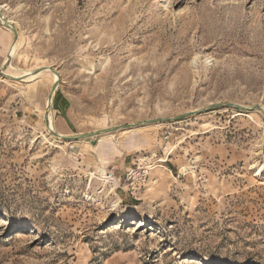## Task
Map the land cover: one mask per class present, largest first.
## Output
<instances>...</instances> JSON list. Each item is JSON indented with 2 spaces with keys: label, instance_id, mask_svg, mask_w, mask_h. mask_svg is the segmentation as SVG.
<instances>
[{
  "label": "rangeland",
  "instance_id": "obj_1",
  "mask_svg": "<svg viewBox=\"0 0 264 264\" xmlns=\"http://www.w3.org/2000/svg\"><path fill=\"white\" fill-rule=\"evenodd\" d=\"M0 4V264H264V0Z\"/></svg>",
  "mask_w": 264,
  "mask_h": 264
},
{
  "label": "water",
  "instance_id": "obj_2",
  "mask_svg": "<svg viewBox=\"0 0 264 264\" xmlns=\"http://www.w3.org/2000/svg\"><path fill=\"white\" fill-rule=\"evenodd\" d=\"M0 19L3 20V18H1V11H0ZM12 30L14 31L15 40H17V38H18V30H17L16 27H13ZM55 73L58 74V76H59V71L58 70H55ZM58 85H59V83L56 82L52 86V92H51L50 100H52L53 95L55 94L56 90L58 89ZM222 106L236 107V108H239V109H245L246 108L245 106H243L241 104H237V103H233V102H218V103H214V104H211L209 106H206V107H204V108H202L200 110H193V111H190V112H186V113L180 114V115L176 116L175 118L182 119V118L191 116V115L199 113V112L210 111V110H213L214 108L222 107ZM252 108L255 109V110H260V111H262L264 113V107H262L260 105H254ZM48 115H49V112L47 110L46 111V118H48ZM165 119H167V118L150 119V120L138 122L136 124H128V125L114 126V127H110V128H103V129L96 130V131H93V132L76 134V135H73V136H65L63 138L69 139V140L84 139V138H89V137L97 136V135L108 133V132H114L116 130H122V129L128 128V127L130 128L132 126H137V125H141V124L153 123V122H162ZM262 148H263V151H264V144H263Z\"/></svg>",
  "mask_w": 264,
  "mask_h": 264
},
{
  "label": "bare ground",
  "instance_id": "obj_3",
  "mask_svg": "<svg viewBox=\"0 0 264 264\" xmlns=\"http://www.w3.org/2000/svg\"><path fill=\"white\" fill-rule=\"evenodd\" d=\"M2 7H4V5H1L0 4V11L2 10ZM4 9V8H3ZM1 18H3V14H2V11H1ZM11 21V20H10ZM10 21H8V20H6L5 18H3V21H2V23L3 24H5L8 28H10L11 30L13 29V27H14V25L12 24V23H10ZM13 31V30H12ZM16 40H14V42H15ZM13 48V47H12ZM11 53V52H10ZM8 54V58H12V56H11V54H9V53H7ZM7 58V57H6ZM9 62H10V60H9ZM27 70V69H26ZM55 70H57L56 68L54 69V68H51V67H49V66H40V67H37L36 69H34V70H30L29 72H27L24 76L27 78V79H31V80H33V79H37V77L39 78L41 75H43V74H49V75H51V76H53V78H54V82L56 83H59L58 82V80H59V78H58V74H56L55 73ZM18 73V72H17ZM23 76V75H22ZM54 83V84H55ZM53 84V85H54ZM51 92H52V90H51ZM50 96H51V94H50ZM50 96H49V100H48V103H49V106H48V108H50V105L52 104V100H53V98H52V100H50ZM54 96V95H53ZM47 101V100H46ZM158 123H162V122H158ZM107 128H110V127H107ZM127 129V128H126ZM122 130H124V129H122ZM108 133H110V132H108ZM59 134V133H58ZM104 134H106V133H104ZM60 135V137H65V136H73V135H76V134H72V135H64V136H62L61 134H59ZM262 153H263V155H264V151H263V148H262ZM257 171H260L261 172V168L260 167H258V169H257ZM125 216H128V215H125ZM0 227H2V222H0Z\"/></svg>",
  "mask_w": 264,
  "mask_h": 264
}]
</instances>
